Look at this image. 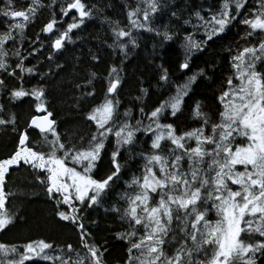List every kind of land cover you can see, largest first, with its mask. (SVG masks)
Listing matches in <instances>:
<instances>
[{
  "label": "snow or ice",
  "instance_id": "1",
  "mask_svg": "<svg viewBox=\"0 0 264 264\" xmlns=\"http://www.w3.org/2000/svg\"><path fill=\"white\" fill-rule=\"evenodd\" d=\"M3 2L0 17L5 30L0 32V89L5 90L9 103L33 97L37 114L18 132L11 154L0 159V231L12 225L16 218L6 207L9 196L14 195L5 191L6 178L12 169L26 165L44 174L37 179L45 185L49 198L56 201L59 219L78 229L82 251L68 244L52 255L54 245L45 240L31 241L22 246V251L17 245L0 243V264L35 261L106 264L107 249L90 242L91 234L85 228L82 213L86 207L98 205L111 183L119 178L120 149L133 146L137 133L151 137L150 151L141 153L144 160L141 175L132 177L128 183L130 191L122 196L126 206L112 208L127 225L126 231L116 236L128 245L125 264H257L258 258L264 257V70L259 67L264 65V0H254L255 7L240 20L246 28L241 37L246 45L231 56L232 75L217 98L221 106L218 120L213 121L202 111L200 102H196L193 118L201 121L199 127L178 133L173 124L161 122L167 113L175 117L182 111L184 97L198 76L204 75L203 70L189 77L173 97L150 113L141 107V119L135 123L131 120V110L125 111L121 120L117 96L121 79L119 70L113 66L103 101L86 116L96 128L87 147L62 142L53 113L43 100L44 90L23 86L24 73L35 74L34 67H26L28 57L21 51L26 31L39 12L57 6V0L48 4L44 0H29L23 9H16L14 0ZM247 3L248 0H223L219 11L207 20L197 12L198 26L204 28L206 41L224 33ZM58 6L61 19L53 11L52 18L41 29L45 35H56L51 43L55 52L71 42L73 30L93 14L92 7L84 0H70ZM160 7V0H138L134 7L129 5L127 26L121 27L119 21L110 22L113 33L110 47L126 54L129 45L136 47L134 32L156 31L151 22ZM63 17H70V22L59 28L58 24L65 23ZM156 34L164 40L173 38L167 30ZM185 41L189 53L200 49L202 43L191 36L185 37ZM48 58L51 60L52 56ZM180 69H189L187 59ZM4 77L17 80L19 86L9 89ZM95 78L96 73H90L87 82L77 87L88 88ZM160 80L168 81L167 69H163ZM141 92L147 94L146 89ZM84 95L95 96V90ZM16 125L15 113H7L6 105L0 103V127L11 126L15 133ZM29 129L38 130L40 141L32 142ZM110 137L115 138L116 144L111 154L114 170L106 179H95L92 173ZM61 206H65L63 210ZM213 212L215 220L210 218Z\"/></svg>",
  "mask_w": 264,
  "mask_h": 264
},
{
  "label": "trees",
  "instance_id": "2",
  "mask_svg": "<svg viewBox=\"0 0 264 264\" xmlns=\"http://www.w3.org/2000/svg\"><path fill=\"white\" fill-rule=\"evenodd\" d=\"M28 2L29 0H14L16 9L25 8ZM62 2H70V0H57V6L54 8L46 7L39 12L35 22L29 25L21 48L23 54L28 57L25 61L26 67L36 69L33 75L24 73L23 86L28 89L44 90L43 100L48 110L53 113L56 130L62 142L68 146L87 147L96 128L91 121L86 120V116L93 107L103 101L108 87L109 71L113 66L119 70L121 79L117 90L120 101L118 113L121 120L124 119V112L131 110V120L135 123L136 119H141V107L144 108L145 113H150L162 102L173 97L179 86L201 70L204 75L198 76L196 82L191 85L189 94L184 97L182 111L175 117H172L170 112L167 113L161 122L173 124L178 133L199 127L201 121L193 118V107L196 102H200L202 111L208 113L213 121L218 120L221 106L217 98L226 87L228 76L232 75L231 56L237 49L246 45L241 39L246 28L240 20L248 16L249 10L255 7L254 0H248L237 20L224 33L209 41H206L204 28L198 26L200 22L196 13L199 12L207 20L219 11L223 0H166L152 17L151 27L160 33L167 30L173 38L164 40L162 35L156 34V31L140 30L138 34L134 33L136 47L129 45L126 54L119 48L110 47L113 44L110 22L119 21L121 27L127 26L128 6L134 7L138 0H84L92 7L91 18H86L80 28L73 30L70 34L71 42L66 43L60 52H54L51 43L56 35L45 36L41 29L52 18L53 11L57 19H61L58 5ZM44 3L48 4L50 0H44ZM2 7L4 2L0 0V8ZM173 12L176 13L175 16L172 15ZM63 20L65 23L58 24L57 27H66L70 17H65ZM2 21L3 18L0 17V32L5 30ZM188 36L194 41L202 42L200 49H194L190 53L187 51L185 37ZM250 42L258 43V40H250ZM33 49H36L34 53ZM49 55L52 56L51 60L48 58ZM94 56L97 57L96 60L93 59ZM186 59L189 69L182 71L180 65ZM259 67L260 70H264V65ZM163 69L168 70L167 82L160 80ZM93 72L96 73V78L91 86L77 87L84 85L89 79V74ZM4 78L9 89L19 86L17 80ZM93 89L95 96L84 95L85 92ZM141 89H146L147 94L144 95ZM138 97L140 99H137ZM0 103L6 105L7 113H15L17 119L15 133L11 126L0 127V159H2L11 154L17 144L18 132L23 131L30 118L37 113L36 101L30 96L9 103L5 90L0 89ZM144 123H148L147 119H144ZM28 131L32 142L35 137H40L37 132ZM150 143V136L137 133L133 146L120 149L119 178L111 183L98 205L86 207L82 213L85 228L91 234L90 242L107 249L104 256L106 264H125L127 260L128 245L125 241L116 238L118 233L126 231L127 225L121 221L117 213L112 211V208L126 206L122 196L130 191L128 183L132 177L141 175L144 165L141 153L150 151ZM115 147V138L110 137L105 142L102 158L92 173L95 179H106L114 170L111 154ZM38 175L43 178L42 173L22 165L12 169L6 178L5 191L14 193L9 196L6 207L15 214L16 218L12 225L0 232V243L22 247L31 241L45 240L54 245V251L50 253L52 255L56 254V250L66 248L68 244L82 251L78 229L67 221H61L56 215L57 205L48 197L45 185L37 179ZM261 260H264V257L258 258L257 264H260ZM26 264H51V262L35 261Z\"/></svg>",
  "mask_w": 264,
  "mask_h": 264
},
{
  "label": "rangeland",
  "instance_id": "3",
  "mask_svg": "<svg viewBox=\"0 0 264 264\" xmlns=\"http://www.w3.org/2000/svg\"><path fill=\"white\" fill-rule=\"evenodd\" d=\"M164 1H166V0H160V3L162 4ZM140 31H137V32H134V33H139ZM40 139H41V137H35V140H34V142L33 143H36L37 141H40ZM42 175H44L43 173H42ZM48 195V194H47ZM49 197V196H48ZM51 200H53V201H55L54 199H51ZM55 203H56V201H55ZM65 206H61V210H63V208H64ZM210 218H212L213 220H215L216 219V216H215V213H212V215L210 216ZM1 232V231H0ZM21 248V251L23 250L22 249V247H20ZM209 255H210V253H209Z\"/></svg>",
  "mask_w": 264,
  "mask_h": 264
},
{
  "label": "bare ground",
  "instance_id": "4",
  "mask_svg": "<svg viewBox=\"0 0 264 264\" xmlns=\"http://www.w3.org/2000/svg\"><path fill=\"white\" fill-rule=\"evenodd\" d=\"M39 34V33H38ZM42 35V34H41ZM41 37V36H40ZM37 38V37H36ZM44 41V40H43ZM43 41H40V42H43ZM45 42V41H44ZM37 44V43H36ZM38 45V44H37ZM40 45V44H39ZM40 52V51H39ZM55 52V51H54ZM45 53H47V52H45ZM29 55V54H28ZM38 56V55H37ZM42 56H44V55H42ZM41 57V56H40ZM36 63V62H35ZM48 65V64H47ZM38 69H39V67H38ZM36 70V69H35ZM38 71V70H37ZM41 71V70H40Z\"/></svg>",
  "mask_w": 264,
  "mask_h": 264
},
{
  "label": "water",
  "instance_id": "5",
  "mask_svg": "<svg viewBox=\"0 0 264 264\" xmlns=\"http://www.w3.org/2000/svg\"><path fill=\"white\" fill-rule=\"evenodd\" d=\"M63 18H65V17H63ZM53 118V117H52ZM29 130H33V129H29ZM33 131H35V132H37L38 133V130H33ZM39 134V133H38Z\"/></svg>",
  "mask_w": 264,
  "mask_h": 264
},
{
  "label": "flooded vegetation",
  "instance_id": "6",
  "mask_svg": "<svg viewBox=\"0 0 264 264\" xmlns=\"http://www.w3.org/2000/svg\"><path fill=\"white\" fill-rule=\"evenodd\" d=\"M45 35V34H44ZM45 36H48V35H45Z\"/></svg>",
  "mask_w": 264,
  "mask_h": 264
}]
</instances>
